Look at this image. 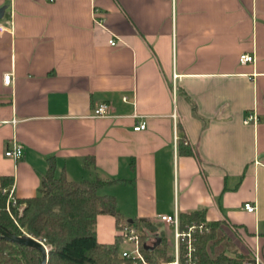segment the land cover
<instances>
[{
  "label": "crops",
  "instance_id": "crops-1",
  "mask_svg": "<svg viewBox=\"0 0 264 264\" xmlns=\"http://www.w3.org/2000/svg\"><path fill=\"white\" fill-rule=\"evenodd\" d=\"M6 5L0 191L39 195L55 158L57 178L106 181L99 193L115 197L122 223L148 221L160 235L168 226L159 216L205 210L206 223H218L216 252L264 264V0ZM243 54L254 62L242 64ZM101 103L111 114L95 118ZM13 141L19 160L5 155ZM96 233L115 243L116 217L99 215Z\"/></svg>",
  "mask_w": 264,
  "mask_h": 264
},
{
  "label": "trees",
  "instance_id": "trees-1",
  "mask_svg": "<svg viewBox=\"0 0 264 264\" xmlns=\"http://www.w3.org/2000/svg\"><path fill=\"white\" fill-rule=\"evenodd\" d=\"M182 143V142H181ZM187 154L191 151L187 150ZM88 166V164H87ZM55 158L49 159V169L43 178L39 195L18 199L17 205L7 211L8 197L0 191V225L15 235H30L50 248L48 264H164L174 260L169 243L163 233L148 221L133 220L122 223L114 196L101 195L106 181L99 177L93 180L69 181L64 174L56 176ZM7 178H3L2 187ZM10 180V179H9ZM11 181V180H10ZM99 215L117 219L119 229L125 225L136 228L141 237L140 251L144 262L122 257V238L119 235L113 244L100 243L96 223ZM180 229L187 233L190 226L197 228L191 238L180 243L181 264H246L252 261L250 254L227 255L215 251L212 241L217 234L218 223H206L205 210L180 214ZM161 239L153 249L146 248L150 236ZM191 245V252L189 247ZM41 252L35 248L17 245L0 239V264H41Z\"/></svg>",
  "mask_w": 264,
  "mask_h": 264
},
{
  "label": "built area",
  "instance_id": "built-area-1",
  "mask_svg": "<svg viewBox=\"0 0 264 264\" xmlns=\"http://www.w3.org/2000/svg\"><path fill=\"white\" fill-rule=\"evenodd\" d=\"M119 41H117L114 37L109 40V43L111 46H116ZM240 61L242 64L252 63L254 62V56L250 54H243L240 57ZM12 80V74L8 73L4 76V83L5 85H10ZM125 101H127V98H124ZM111 114V108L106 103L99 104L93 113V117L99 118V117H108ZM256 120L255 116H250L248 121ZM247 121V123H248ZM147 123L141 122L139 123L134 130L135 131H142L146 129ZM6 157L12 158L14 160H19L23 156V147L17 143L16 141L12 142L11 148H8L6 153ZM2 194L8 197L7 201V211L11 213V207H14L17 205V198L15 197V189L14 187L11 189H2ZM244 210H246L249 213H256L257 207L252 202H247L243 206ZM159 222L166 226H171L174 228V260L171 263H164V264H181L180 260V243L181 241L188 237L191 238L192 233L197 229L200 228L203 230L205 228V224L196 227V226H190L188 228V232L184 233L180 229V221L179 216L177 213L174 215H161L159 216ZM120 230V236L122 238V245L126 246L129 244L134 245L133 250L125 249L122 251V257L124 258H135L138 260H141L144 262V258L140 251V244H141V237L139 231L134 228L133 226L125 225ZM189 251L191 252V245L189 247ZM252 261L246 262V264H260L261 260L257 255H254Z\"/></svg>",
  "mask_w": 264,
  "mask_h": 264
},
{
  "label": "water",
  "instance_id": "water-1",
  "mask_svg": "<svg viewBox=\"0 0 264 264\" xmlns=\"http://www.w3.org/2000/svg\"><path fill=\"white\" fill-rule=\"evenodd\" d=\"M7 9H8L7 5L0 8V19H2L4 17L5 11ZM132 222L133 221H130V223H132ZM0 239H4L8 242H12V243L17 244V245H24L27 247L37 249L38 251L41 252V255H42L41 264H48V261H49V250H48V248L46 247V245L43 242L33 238L32 236L27 235V234L15 235L11 231L7 230L6 228H4L0 225ZM160 244H161V239L158 238L156 243H154V245L152 247L146 246V248L153 249L154 247H156Z\"/></svg>",
  "mask_w": 264,
  "mask_h": 264
},
{
  "label": "rangeland",
  "instance_id": "rangeland-1",
  "mask_svg": "<svg viewBox=\"0 0 264 264\" xmlns=\"http://www.w3.org/2000/svg\"><path fill=\"white\" fill-rule=\"evenodd\" d=\"M162 233L164 234V236L167 238L170 246H169V250L171 253H173L174 251V228L169 226V227H163L161 228ZM48 248V250L50 251V248L48 246H46ZM126 249L129 250H133L134 249V245L133 244H129L124 246Z\"/></svg>",
  "mask_w": 264,
  "mask_h": 264
}]
</instances>
